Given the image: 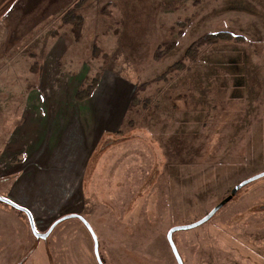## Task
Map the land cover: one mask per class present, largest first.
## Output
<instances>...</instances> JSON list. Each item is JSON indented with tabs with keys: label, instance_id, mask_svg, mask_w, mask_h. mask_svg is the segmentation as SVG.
Here are the masks:
<instances>
[{
	"label": "rangeland",
	"instance_id": "374dc122",
	"mask_svg": "<svg viewBox=\"0 0 264 264\" xmlns=\"http://www.w3.org/2000/svg\"><path fill=\"white\" fill-rule=\"evenodd\" d=\"M212 30L247 40L161 81ZM262 172L264 0H0V197L37 232L78 214L104 264H177L169 230ZM26 217L0 202V264H99L81 220L40 239ZM174 242L184 264H264V178Z\"/></svg>",
	"mask_w": 264,
	"mask_h": 264
},
{
	"label": "water",
	"instance_id": "95a60500",
	"mask_svg": "<svg viewBox=\"0 0 264 264\" xmlns=\"http://www.w3.org/2000/svg\"><path fill=\"white\" fill-rule=\"evenodd\" d=\"M264 178V172L260 173V174H257L255 176H252L238 184H236L230 194L225 197L219 204H217L209 213H207L203 218H201L200 220L194 222V223H191V224H188V225H179V226H173L168 234H167V239H168V243L171 247V250L174 254V257L177 261V264H184L183 262V259L177 249V246L174 242V235L178 232H184V231H191V230H194L196 228H199L201 227L202 225L208 223L210 220L213 219V217L221 210L223 209L226 205H228L236 196L237 194L243 189L245 188L246 186H248L249 184L253 183V182H256L260 179ZM0 202L3 203V204H6L18 211H21L23 213H25L28 217V220H29V224H30V228H31V231L32 233L37 237V238H40V239H47L51 234L52 232L55 230V228L60 225L61 223H63L64 221H67L69 219H79L81 220L84 225L89 229L92 237H93V240H94V250H95V255H96V258H97V261L99 264H104L102 259H101V256H100V253H99V243H98V239L96 237V234L95 232L93 231V229L91 228V226L88 224V222L86 221V219H84L81 215H78V214H71V215H67V216H64L60 219H58L56 222H54L52 224V226L50 227V229L45 232V233H39L37 232L36 230V224H35V220H34V217L32 215V213L27 210L26 208L24 207H21L20 205L8 200V199H5V198H2L0 197Z\"/></svg>",
	"mask_w": 264,
	"mask_h": 264
},
{
	"label": "trees",
	"instance_id": "16d2710c",
	"mask_svg": "<svg viewBox=\"0 0 264 264\" xmlns=\"http://www.w3.org/2000/svg\"><path fill=\"white\" fill-rule=\"evenodd\" d=\"M247 40V37L242 33H230L229 31H220V30H212V31H203L198 35V38L192 45L189 47L185 55L181 58L182 60L169 65L168 68H159L160 72V79L161 81L167 82L169 76L172 74H176L179 71H182L186 67H188V63L191 62L190 59L197 57V53L200 51L201 48H209L211 44L216 45H223V44H243ZM188 64V65H187ZM99 85V78H94L84 90L78 92L76 96V100L79 102H84L92 98L94 93L96 92ZM224 199V198H223ZM3 204V203H2ZM6 205V204H5ZM27 216V215H26ZM28 220V217H26ZM29 223V220H28ZM30 226V224H29Z\"/></svg>",
	"mask_w": 264,
	"mask_h": 264
},
{
	"label": "crops",
	"instance_id": "0c3cea01",
	"mask_svg": "<svg viewBox=\"0 0 264 264\" xmlns=\"http://www.w3.org/2000/svg\"><path fill=\"white\" fill-rule=\"evenodd\" d=\"M51 120H53V118L51 119ZM49 122V121H48ZM48 122H45L44 124H42L41 126H42V128H43V131L40 133V136H39V138H38V141H37V144L35 145V146H37L36 148H39V145H41L42 143H45L46 141H47V138H46V135H47V128H48ZM53 122V121H52ZM50 123L51 124V126H53V123ZM41 128V129H42ZM43 134V135H42ZM53 144V140H52V138L50 139V144ZM51 144V145H52ZM51 145L50 146H48V147H51ZM51 148H53V147H51ZM44 155V154H43ZM40 160H41V162H39V164H41V163H44L45 165H46V162L44 161L45 160V158L42 156H40ZM32 213V212H31ZM33 214H35V213H33ZM32 214V215H33ZM42 214V213H41ZM34 216V215H33ZM34 220H35V216H34ZM43 221H45V220H43ZM40 228V227H39ZM40 230H41V228H40Z\"/></svg>",
	"mask_w": 264,
	"mask_h": 264
}]
</instances>
